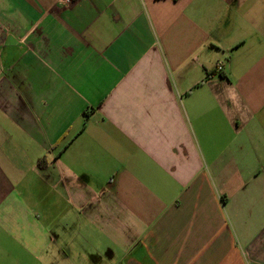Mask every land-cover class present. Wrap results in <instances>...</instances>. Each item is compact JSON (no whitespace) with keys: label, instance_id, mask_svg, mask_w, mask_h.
Here are the masks:
<instances>
[{"label":"crops","instance_id":"obj_1","mask_svg":"<svg viewBox=\"0 0 264 264\" xmlns=\"http://www.w3.org/2000/svg\"><path fill=\"white\" fill-rule=\"evenodd\" d=\"M0 264H264V0H0Z\"/></svg>","mask_w":264,"mask_h":264},{"label":"built area","instance_id":"obj_2","mask_svg":"<svg viewBox=\"0 0 264 264\" xmlns=\"http://www.w3.org/2000/svg\"><path fill=\"white\" fill-rule=\"evenodd\" d=\"M69 1H71V0H69ZM222 67H223V66H222V63H221V64L218 66V68H219V69H222Z\"/></svg>","mask_w":264,"mask_h":264}]
</instances>
